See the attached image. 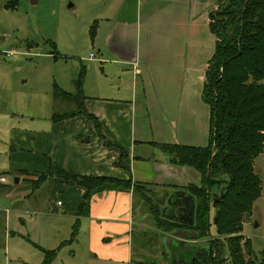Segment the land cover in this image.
<instances>
[{
  "label": "crops",
  "instance_id": "crops-1",
  "mask_svg": "<svg viewBox=\"0 0 264 264\" xmlns=\"http://www.w3.org/2000/svg\"><path fill=\"white\" fill-rule=\"evenodd\" d=\"M216 8L217 0H120L113 15L105 17L101 44L97 40L101 53L85 58L90 71L91 63H104L98 73L103 75L104 84L87 74L82 84L84 107L97 119L100 133L84 116L54 122L52 113L44 129L25 136H35L32 143L28 141V168L15 161V152L9 155L4 166L16 174L15 185L23 181L34 189L28 190V196L22 192L24 199L29 200L42 185L61 196L57 201L60 208L46 212L49 243L41 252L57 251L50 264L61 260L66 248L70 257L75 256L78 245L85 247L95 264H155L134 256L133 226L139 221L133 217L131 189L105 183L80 209L85 193L82 187L57 177H47L38 184L33 181L52 163L73 175L147 184L161 197L167 192V205L173 191L184 192V186L199 185L201 175L196 169L171 164L157 144L206 145L210 111L202 101L201 90L215 45L208 15ZM16 135L13 131L12 141L22 142V134L20 138ZM12 147L22 150L19 145ZM121 151L126 156L119 167ZM0 178L5 179L0 183L7 181ZM21 194L13 195L17 198ZM76 221L77 233L69 241ZM187 234L182 230L176 237L187 241ZM175 246L180 247L174 243L159 252L160 256L169 252L172 264H190L173 249Z\"/></svg>",
  "mask_w": 264,
  "mask_h": 264
},
{
  "label": "rangeland",
  "instance_id": "rangeland-1",
  "mask_svg": "<svg viewBox=\"0 0 264 264\" xmlns=\"http://www.w3.org/2000/svg\"><path fill=\"white\" fill-rule=\"evenodd\" d=\"M119 1L0 0V177L7 180L0 183V264H41L43 260L41 247L45 249L49 243L46 212L60 208L57 201H61V196L42 185L34 195H29V200L24 199L21 193L28 196V190L34 189L23 181L15 185L16 174L4 165L15 152V161L28 168L27 147L35 136H28L29 139L25 136L44 129L52 113L75 108L71 101L53 100L52 92L53 84L74 92V80L81 68L79 62L85 69L83 81L93 76L94 81L98 77L104 84L103 75L98 74L104 63H91L90 71L85 67L90 64L85 58L101 53L97 40L101 44V30L107 24L105 17L113 15ZM8 53L11 55L7 56ZM13 131L18 138L22 134V142L12 141ZM17 145L22 150L12 147ZM254 172L260 179L261 195L253 203L248 222L243 223L242 234L248 238L255 257L260 258L264 251V152L255 158ZM14 188L21 197L13 195ZM154 196L159 207H163L161 194L154 192ZM132 209L134 220L140 222L133 226V251L141 261L172 264L169 252L165 257L159 252L176 243L180 247L173 249H178L184 262L193 264L195 249L207 248L205 240L181 241L176 237L180 231L158 230L148 205L141 203L138 196H134ZM62 226L65 227L64 221ZM210 233L215 235L213 226ZM67 250L53 264H95L83 245L75 246L73 257Z\"/></svg>",
  "mask_w": 264,
  "mask_h": 264
},
{
  "label": "trees",
  "instance_id": "trees-1",
  "mask_svg": "<svg viewBox=\"0 0 264 264\" xmlns=\"http://www.w3.org/2000/svg\"><path fill=\"white\" fill-rule=\"evenodd\" d=\"M208 19L215 45L206 64L201 90L202 101L210 111L207 144L203 147L157 144L167 153L171 164L190 166L201 175L199 185L182 188L195 201L191 226L175 219L173 212L165 213L147 184L73 175L52 163L33 182L38 184L47 177H57L82 187L85 193L80 209L86 206L92 192L105 183L131 189L141 203L148 205L158 230H185L186 239L205 240L207 248H196L193 253L197 264H264V251L256 258L248 238L242 234L243 223L248 222L253 203L261 195L254 160L264 152V0H217V8L209 13ZM84 70L81 66L77 73L74 92L53 84V100L71 101L75 108L54 112L51 119L57 122L84 116L94 122L100 133L97 119L84 107ZM125 156L121 151L119 167ZM217 190L218 194L214 195ZM211 208L214 209L212 218ZM211 226L215 228L214 236L210 233ZM77 230L76 221L69 241L75 238ZM42 253V264H50L57 251L42 250Z\"/></svg>",
  "mask_w": 264,
  "mask_h": 264
},
{
  "label": "flooded vegetation",
  "instance_id": "flooded-vegetation-1",
  "mask_svg": "<svg viewBox=\"0 0 264 264\" xmlns=\"http://www.w3.org/2000/svg\"><path fill=\"white\" fill-rule=\"evenodd\" d=\"M174 193V195L172 194ZM171 194H169V198L171 197L169 204L167 205L165 203V205H163L162 209L164 210L165 213H168L169 215H171L175 218L178 219L180 221H183L185 223H189L191 222V208H190V212H189V197L187 195L185 196H180V193H183L182 191L180 192H176L173 191ZM187 196V197H186ZM158 200V198H157ZM185 208V210H178L180 208Z\"/></svg>",
  "mask_w": 264,
  "mask_h": 264
},
{
  "label": "water",
  "instance_id": "water-1",
  "mask_svg": "<svg viewBox=\"0 0 264 264\" xmlns=\"http://www.w3.org/2000/svg\"><path fill=\"white\" fill-rule=\"evenodd\" d=\"M15 181H16V180H15ZM222 191H223V190H222ZM167 195H168L167 192H164V196H162L161 203H164L165 197H166ZM170 199H171V197H170V198H167V203H169ZM188 199H190V200H189V202H190V204H189V212H190V208H191V222H189V224L192 225V224H193V220H194L195 201H194V199H193L192 196H189ZM178 210H182V211H183V210H185V208L183 207V208H180V209H178ZM195 263H196V260L194 259V264H195Z\"/></svg>",
  "mask_w": 264,
  "mask_h": 264
},
{
  "label": "built area",
  "instance_id": "built-area-1",
  "mask_svg": "<svg viewBox=\"0 0 264 264\" xmlns=\"http://www.w3.org/2000/svg\"><path fill=\"white\" fill-rule=\"evenodd\" d=\"M11 55L10 53L7 54V56ZM0 181H5L4 178H0ZM58 204H60V202H58Z\"/></svg>",
  "mask_w": 264,
  "mask_h": 264
}]
</instances>
